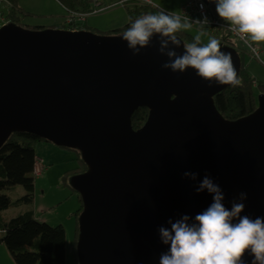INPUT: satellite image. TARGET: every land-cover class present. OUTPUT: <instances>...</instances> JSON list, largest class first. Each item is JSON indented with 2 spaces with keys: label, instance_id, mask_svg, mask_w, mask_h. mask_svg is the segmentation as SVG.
Returning <instances> with one entry per match:
<instances>
[{
  "label": "water",
  "instance_id": "95a60500",
  "mask_svg": "<svg viewBox=\"0 0 264 264\" xmlns=\"http://www.w3.org/2000/svg\"><path fill=\"white\" fill-rule=\"evenodd\" d=\"M205 3L218 18L215 0ZM177 38L162 55L166 38L156 34L133 55L121 35L12 23L0 29V149L22 132L77 150L87 165L69 184L83 203L79 264H159L170 247L159 228L184 215L196 223L213 202L207 190L195 191L205 175L220 186L227 209L243 191L240 215L264 217V94L249 116L224 119L213 98L231 86L209 87L192 68H161L168 50L184 53ZM220 50L231 53L239 78L237 50ZM139 108L149 116L134 130ZM241 259L252 264L250 249Z\"/></svg>",
  "mask_w": 264,
  "mask_h": 264
},
{
  "label": "clouds",
  "instance_id": "9594fccd",
  "mask_svg": "<svg viewBox=\"0 0 264 264\" xmlns=\"http://www.w3.org/2000/svg\"><path fill=\"white\" fill-rule=\"evenodd\" d=\"M151 4V0H148ZM216 12L228 22L232 31L243 40L254 54L258 55L259 45L264 43V0H215ZM200 7L203 9L204 5ZM192 27L187 18L159 11L144 14L131 22L121 37L127 42L133 55L150 45L151 38L158 34L161 39L159 54H165L169 42L179 45L176 33ZM201 34L195 35L191 43L184 44V53L177 55L174 50L166 52L169 58L161 65L162 69L173 73H183L189 68L211 87L217 85L238 86L231 53L220 50V42L212 38L201 43ZM253 45H256L255 47ZM185 177L196 180L197 173L184 172ZM213 194V202L203 212L195 216L196 223L189 224V216L168 224L170 228H159L160 240L170 245L161 253L159 264H243L246 250L253 255L252 264H264V217L241 216L245 208L247 192L239 193V202L233 201L231 209L222 203L224 194L219 185L205 175L195 188L196 192ZM234 219L237 222H233Z\"/></svg>",
  "mask_w": 264,
  "mask_h": 264
},
{
  "label": "trees",
  "instance_id": "16d2710c",
  "mask_svg": "<svg viewBox=\"0 0 264 264\" xmlns=\"http://www.w3.org/2000/svg\"><path fill=\"white\" fill-rule=\"evenodd\" d=\"M8 1L12 4L8 15L11 23L31 29L25 27L22 23L23 18L29 14L19 6L20 0ZM57 1L67 10V13L75 12L89 14L92 13L95 8L93 0ZM135 4L134 8H128L129 22L124 27L110 31L107 34H98L122 35L132 21L141 15L150 13L151 10L149 8H152L151 6L143 3ZM220 19L223 18L219 17V20ZM221 33H218L216 37H221ZM176 36L179 37L184 44L191 43L194 38L193 34L184 30L176 33ZM223 38L224 41H227L230 36L225 34ZM201 43L204 44L202 40ZM238 54L241 58V70L239 74L241 84L235 87L231 86L213 98L217 110L222 117L228 121H237L252 114L258 106V95L264 94V84L260 83L257 85L256 80L251 77L245 67L243 53L238 52ZM148 116L149 110L147 108L137 109L131 118L132 128L134 130L141 129L147 122ZM42 141L46 142V140L40 139L34 135L16 132L10 135L6 143L0 149V188L20 186L25 193L15 202H13L10 197L0 194V245L6 246L16 264H66V231L64 227L61 225L51 227L47 224L40 223L35 219L33 211L35 194V175L33 174L36 158L35 146ZM79 163V168L68 172L69 178L74 175L83 174L88 170L87 165L82 159L79 160ZM79 200L81 206L76 215L78 219L83 210V203L80 196ZM22 205H27V210L8 221L4 220L3 213L5 211L12 209V207H19ZM78 237L79 222H77L76 225L73 246L77 264H79L76 250Z\"/></svg>",
  "mask_w": 264,
  "mask_h": 264
},
{
  "label": "rangeland",
  "instance_id": "374dc122",
  "mask_svg": "<svg viewBox=\"0 0 264 264\" xmlns=\"http://www.w3.org/2000/svg\"><path fill=\"white\" fill-rule=\"evenodd\" d=\"M131 0H103L98 2L93 0V5L100 4V11L90 15L84 23L85 32H96L94 34H107L110 31L120 29L129 22L128 8H134L135 2ZM152 8L150 13H157L166 9H174L184 6L188 0H151ZM125 2V4H124ZM19 6L27 13L22 20L25 27L36 30H64L67 31L66 21L69 17L67 10L57 0H20ZM162 9H160V8ZM179 11L176 15H180ZM171 13V12H168ZM149 14V13H147ZM88 30V31H87ZM187 32L195 35L202 31L191 27ZM82 32V31H81ZM74 33V32H73ZM201 40L204 44L214 38V35L204 33ZM99 35V34H98ZM216 39V38H215ZM220 46L230 45L238 52L243 53L245 67L257 85L264 84V55L262 62L251 59L244 44L236 38L230 37L223 44V34L221 33ZM264 48V43L261 44ZM36 157L43 161V172L40 176H35V194L33 201V211L35 219L40 223L51 227L63 226L66 234V264H77L74 255V241L76 225L78 222L77 213L80 209L79 194L71 189L68 172L80 167L79 160L81 154L76 150L61 148L51 142H39L35 146ZM0 194L10 197L15 202L25 193L22 187H1ZM27 205L12 207L3 213L5 221L16 217L21 212L27 210Z\"/></svg>",
  "mask_w": 264,
  "mask_h": 264
},
{
  "label": "built area",
  "instance_id": "2783aa9c",
  "mask_svg": "<svg viewBox=\"0 0 264 264\" xmlns=\"http://www.w3.org/2000/svg\"><path fill=\"white\" fill-rule=\"evenodd\" d=\"M130 2L143 3L148 6H153L152 1L151 4H149L148 0H131ZM201 4L204 5L203 9L200 7ZM100 6H101L100 4H96L94 11L89 14L68 12L69 17L66 21V25L68 27L67 31L70 32L85 31L86 29L84 27V23H86L88 16L97 14L100 11H102L98 9ZM11 7L12 4L8 0H0V29L11 24V20L8 18ZM179 16H181L182 19L187 18L191 22L192 27L204 33L212 34L216 39L220 38L216 36H218V33L221 32L224 33L223 35L228 34L230 37L238 39L246 47L251 59L258 61L260 63L262 62L264 55L263 46L260 44L258 48V55L254 54L251 51V49L248 47V45L243 40H241L235 32L232 31L227 21H225L224 19L219 20V17L215 18L213 16L209 7L206 5L205 0H188L187 3L183 6L182 12ZM223 44H224V40H223ZM253 46L255 47L256 45ZM42 172H43V161L36 157L33 168V174L38 177L42 174Z\"/></svg>",
  "mask_w": 264,
  "mask_h": 264
},
{
  "label": "crops",
  "instance_id": "0c3cea01",
  "mask_svg": "<svg viewBox=\"0 0 264 264\" xmlns=\"http://www.w3.org/2000/svg\"><path fill=\"white\" fill-rule=\"evenodd\" d=\"M97 1L101 3V1H103V0H97ZM182 8H183V6L181 5L177 8H174V9L167 8L166 10L168 12H171L172 14H177V13H179V11H182ZM162 11H164V10H162ZM86 22H87V20H86ZM66 241H67V234H66ZM0 264H16L12 255L10 254V252L8 251V249L6 248L5 245H0Z\"/></svg>",
  "mask_w": 264,
  "mask_h": 264
}]
</instances>
